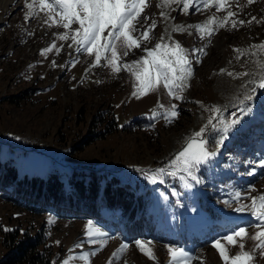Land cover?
<instances>
[{
  "label": "rangeland",
  "instance_id": "obj_1",
  "mask_svg": "<svg viewBox=\"0 0 264 264\" xmlns=\"http://www.w3.org/2000/svg\"><path fill=\"white\" fill-rule=\"evenodd\" d=\"M159 3L150 0L143 13L150 19L137 25L142 31L152 19L156 21L149 40L129 50L127 56L117 42L119 63L131 64L147 56L143 49L154 48L158 42L169 46L162 47L158 55L167 54L174 61L172 45L179 42L188 50L185 55L192 61L193 73L187 78L188 86L177 93L182 100L170 97L162 83L137 99L132 95L131 72L122 69L113 73L110 66L89 68L95 54L77 53L76 45L68 47L70 39H57L65 30L44 25L45 13L25 21V0H0V173L7 163L20 176L45 177L54 172L68 186L69 170L74 168L71 173L92 176L95 182L105 178L129 201L122 207L116 200L118 195L112 197V203L103 207L110 214L108 218L89 213H37L29 203L18 201L19 194L10 193V188L19 189V185L8 181L0 186V260L10 251L2 241L4 229L15 228L30 236L41 231L52 264H61L69 256L77 257L70 264H85L79 253L96 250L104 239L106 244L90 257V264H109L113 253L125 243L128 248L113 259V264H168L169 245L191 253V264H200L197 257L203 264H224L212 241L233 227L256 223L250 213L234 211L240 203L250 204V199L236 201L231 194L247 193L250 187L255 189L251 195L264 194V166L259 164L264 159V89L258 87V81L264 78V67L260 66L264 65V51L250 49L253 44L264 43V0H254L251 5L247 0H227L219 11L215 0L207 8L195 0L191 10H181L176 3L158 7ZM228 10L238 12V17L230 18L225 27L206 23L209 18L222 21ZM161 11L167 13V19ZM251 17L259 22L232 28L231 19L247 21ZM198 24L216 31L209 37L189 27ZM177 25L184 30L174 31ZM133 35L139 37L140 32ZM53 42L55 48L42 55L41 50ZM201 48L206 55L195 51ZM234 49L249 51L240 55ZM72 61H77L75 66ZM221 69L226 71L222 73ZM228 72L250 75L237 79ZM247 95L252 99H245ZM173 104L178 105L179 112L173 122L166 123L162 116L153 118L154 111L163 113ZM212 106L220 112H211ZM245 106L251 111L242 113ZM233 113L241 123L230 130L217 155L195 171L202 183L191 181L180 165L170 163L185 147L187 138L202 127H206L203 139L208 141V150L216 151L220 129L234 118ZM210 117L216 128L209 124ZM160 168L166 172L155 171ZM172 171L177 175L167 174ZM153 177L155 182H151ZM181 177L193 186L185 188ZM131 204L132 214H128ZM136 204L142 207L138 211ZM89 221L93 222L91 227L100 228L108 237H95L97 244L88 243ZM247 230L248 235L239 242L244 244V251L253 252L257 241L252 236L257 229ZM136 240L145 242L155 259L141 252ZM81 241V247H73ZM221 243L229 256L241 251L239 243ZM254 255L252 264H264V257L258 252Z\"/></svg>",
  "mask_w": 264,
  "mask_h": 264
},
{
  "label": "snow or ice",
  "instance_id": "obj_2",
  "mask_svg": "<svg viewBox=\"0 0 264 264\" xmlns=\"http://www.w3.org/2000/svg\"><path fill=\"white\" fill-rule=\"evenodd\" d=\"M202 8H207L213 3V0H200ZM171 3H176L181 7V10H191L195 7V0H160L158 7H165ZM227 0H215V5L217 10H221L225 7ZM254 0H247V4L251 5ZM38 5V7H37ZM150 6V0H25V7L28 11L25 13V21L31 19H36L41 12L46 14L43 20V24L47 27H62L65 31L56 36L57 39L61 41L71 40L72 43L68 44L69 48L76 45L75 52L77 53H87L88 55L95 54L94 61L89 65V68L95 67H111L113 73H119L122 69L131 72L134 77L133 88L134 91L132 95L137 99L141 95H146L149 91L156 90L157 86L161 83L163 87L167 90L170 97L175 99H183L182 95L177 93L183 91V88L187 85V78L190 77L192 73V61H190L185 53L187 49H184L179 42H174L172 47V56L175 60L169 59L167 54L163 57L158 55L161 48H168L169 46L161 43H157L154 48H144L143 51L147 53V56H141L139 60L132 61L131 64H120V57L117 51V42L119 47L124 49V56L129 54V50L132 48H140L142 41H147L151 38V33L156 27V21L152 19L151 24H147L140 31L137 25L141 23V20L147 22L150 17L143 15L146 8ZM239 10H242V6L237 5ZM196 11H201V8H195ZM160 15L167 19V13L161 11ZM238 17V12H233L231 10L227 11L222 21L216 18H209L207 24L216 23L218 28L225 27L230 18ZM253 22L257 21L256 17H251V19L245 21L243 19H231V26L236 29L237 26H243L245 23L251 25ZM77 25L76 27H72ZM197 32L203 34L207 33L210 37L214 34L216 29H211L205 25L198 24L195 26ZM174 31H183V26L177 25L173 29ZM140 32L139 37L134 36V32ZM106 33V34H105ZM163 40V37H161ZM210 42V41H209ZM63 47V45H61ZM206 47V46H205ZM55 48V42L45 49L41 50L42 55H46L48 52ZM250 49H259L264 51V43L253 44ZM57 53L60 49H56ZM196 52H200L206 55L204 49H196ZM234 51L244 55L249 50L234 49ZM110 54V55H108ZM251 55L255 56L256 52H250ZM102 57L106 63L101 64ZM151 58V59H149ZM240 56H237L239 59ZM77 61H72L73 66ZM197 58L196 63H199ZM259 64V61H257ZM55 64V62H53ZM138 66V67H137ZM264 67V65H260ZM31 67V66H30ZM88 71V69H86ZM225 69H221V72H225ZM227 75L234 78L247 77L250 75L249 72L233 73L228 72ZM138 82V83H136ZM248 83H257L255 81H249ZM244 85H241L243 87ZM258 87L264 89V78L258 81ZM251 91L254 93L256 87H253ZM247 100H251V95L245 97ZM197 103H200L197 101ZM243 103V102H242ZM163 108V105H159ZM213 113H219L220 109L216 106H212L210 109ZM251 109L245 106L241 109L242 113H248ZM153 118L161 117L166 123L173 122L179 116L178 105L173 104L171 110H166L163 113L153 112ZM233 119L230 122L224 123L220 129V139L215 143L217 146L216 151L208 150V141L203 139V135L206 131V127H202L200 131L194 132L186 140L185 147L179 151L173 160L170 161L172 165H180V170L186 173V177L190 178L191 181L196 183H202V180L197 177L195 171L200 168V166L209 163L213 157L217 155V151L220 146H222L225 140L228 138V134L232 128H235L241 123L239 118H235L236 114L233 113ZM213 117L209 118V124L212 128H216V125L212 123ZM154 127V125H152ZM261 166H264V159L259 161ZM159 173H165V168H160L155 170ZM255 169H253V172ZM168 175L176 176L177 171L168 172ZM252 174V173H249ZM155 177L152 178L151 182H155ZM184 181L183 186L185 188H191L193 185L187 182L185 177H181ZM254 188H249L247 193L242 194L240 191H235L231 194V198L240 201L241 199H250V204L240 203L239 206L234 208L237 213L248 212L255 218L256 223L250 224L248 226L233 227L227 234L222 237L212 241V246L219 252L220 257L224 261V264H252L255 260V252H258L261 257H264V194L251 195ZM178 194V193H177ZM225 203H230V201H225ZM92 221L88 222V231L86 232V238L88 243L97 244L95 237H108V234L103 232L100 228H93ZM248 227H254L257 231L252 236L254 241L257 243L254 246L253 252L244 251V244L242 241L248 235ZM5 231H11V229H4ZM227 241L229 245L236 246L239 243L241 251L235 256H229L228 252L221 243V241ZM107 240H101L99 242V248L104 247ZM59 243V241H57ZM83 244H76L73 247L79 248ZM147 244H151L148 241ZM135 245L139 248L141 252L147 255L151 259H155V254L150 247H147L145 242L136 240ZM128 244H122L120 248L113 253L112 258L109 260V264H113V259L118 258L119 254L128 248ZM170 259L168 264H191L193 256L191 253L186 251L184 248L175 247L172 245L167 246ZM97 248L91 252L79 253V258L85 261V264H90V257L95 256ZM72 251L71 249L69 250ZM76 256H69L64 259L61 264H70L71 261L75 260ZM200 264H203L201 258ZM127 264V261L124 262Z\"/></svg>",
  "mask_w": 264,
  "mask_h": 264
},
{
  "label": "trees",
  "instance_id": "obj_3",
  "mask_svg": "<svg viewBox=\"0 0 264 264\" xmlns=\"http://www.w3.org/2000/svg\"><path fill=\"white\" fill-rule=\"evenodd\" d=\"M72 174L69 176L68 186H65L64 181L54 172H50L45 177L36 176V178L26 180L25 177H18L17 171L5 163L0 178L2 181L11 179L16 184H20L19 191L24 192L26 189L34 195L32 199L33 202L36 199V207L39 208L43 206V202H47V206L42 207L44 210L53 206L64 213L85 211L91 215L99 214L101 205H95V198L102 190L108 204L112 203V197L118 195L116 200L123 206L128 205V199L121 194V190L109 184L100 189L94 177ZM93 208H96V211H93ZM2 241L10 248V251L0 260V264H52L51 254L47 252L41 231L30 236L25 230L20 232L12 228L11 231L3 233Z\"/></svg>",
  "mask_w": 264,
  "mask_h": 264
},
{
  "label": "bare ground",
  "instance_id": "obj_4",
  "mask_svg": "<svg viewBox=\"0 0 264 264\" xmlns=\"http://www.w3.org/2000/svg\"><path fill=\"white\" fill-rule=\"evenodd\" d=\"M12 2V1H11ZM169 24V23H168Z\"/></svg>",
  "mask_w": 264,
  "mask_h": 264
}]
</instances>
